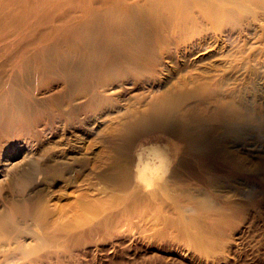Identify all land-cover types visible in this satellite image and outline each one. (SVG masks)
Returning a JSON list of instances; mask_svg holds the SVG:
<instances>
[{"label":"bare ground","instance_id":"1","mask_svg":"<svg viewBox=\"0 0 264 264\" xmlns=\"http://www.w3.org/2000/svg\"><path fill=\"white\" fill-rule=\"evenodd\" d=\"M262 91L264 0H0V143L15 130L24 138L0 144L11 194L0 211L6 258L26 263L44 246L68 251L125 216L128 229L189 236L190 264H264L244 250L262 218L244 216L260 205L264 158L249 171L235 151L264 138ZM93 131L107 149L92 159L96 142L58 138ZM154 132L178 146L172 157L136 150ZM73 147L83 150L77 159L68 157ZM90 160L103 188L85 178ZM77 180L76 218L49 220L34 188ZM237 181L254 184L247 201L229 204L222 189L241 193ZM29 219L41 233L26 250Z\"/></svg>","mask_w":264,"mask_h":264},{"label":"rangeland","instance_id":"2","mask_svg":"<svg viewBox=\"0 0 264 264\" xmlns=\"http://www.w3.org/2000/svg\"><path fill=\"white\" fill-rule=\"evenodd\" d=\"M202 67H205V65L202 64L199 68ZM262 96H264V91H262ZM260 101L264 104V97L261 98ZM109 118L110 116H107V119ZM106 125H109L108 121L101 127ZM90 126H92V124ZM93 126L97 127L98 123ZM263 134L264 132L262 135ZM66 136L68 137L66 139H68V141L75 146H82L87 145L89 142H96V144L91 145L88 150L87 148L85 149V151L87 150L86 156H88L89 159H92L93 153H97L100 148L107 149V146L100 141L101 139L97 138V135L94 133V131L88 136L81 135L80 137L83 139H75L74 136L69 134L58 136V138L61 139V137H63L65 139ZM58 138L54 139L58 140ZM22 139L24 138L22 136H18V132L15 130L12 131L9 136L5 137L0 144L3 145L5 142ZM249 142L252 145L239 147L241 149L237 148L235 151L237 156L245 162L244 169L251 171L252 168L259 167L260 160L264 158V138H259L255 143L254 140H249ZM136 145V150H139L142 147L145 149L157 147L166 153V149H169L170 156L175 152V150H178V146H176V144H174L169 137L158 132L147 134V136L142 137ZM81 152H83L81 148L73 147V150H69L68 157L71 159H77L81 156ZM8 153L11 152L8 150L6 155H8ZM4 157H6L5 154L0 156V160ZM9 158L12 163H21L23 160L19 155H11ZM24 162L25 160L22 163ZM2 164L3 162L1 161L0 211L2 209L8 208L9 199L11 198L8 188V179H5L1 176ZM91 164L92 163L90 160V167L85 170V178H87L88 182L95 187L103 188L104 184L96 183L97 180L95 178L94 171H92L93 169ZM76 168H78V166H76ZM157 169L159 173L165 171L164 167H158ZM10 173L11 172L8 173V177ZM260 179L261 181H258L257 184L259 187H263L264 169L263 171H260ZM237 182L243 183V186H245L244 188L240 189L241 193L237 190H228L227 188L222 189V191H224L223 193L228 199L229 204L239 203L245 200L247 201L248 199L243 197V194L247 193L248 188L246 186H249V184H254L253 181ZM223 185L228 187L230 186V183ZM81 186L82 183L78 180L73 182H63L57 186H50L48 183H40L37 184V188H34V190L36 191L37 189H40L41 194L48 200L50 213L47 215V218L49 220H56V224H60L62 221L72 218L74 219V217L76 218V214L80 212V210H77L76 208L77 203L76 205L74 203V196H76L78 193L77 189L81 188ZM92 195H94L92 198L98 196L97 194ZM256 200L260 202V205L257 208H249L248 210H245L244 217L250 218L251 216H261L262 218H260L261 220H257V224H253V227L250 228V230L245 234L244 250L249 251L253 249L254 252H258L262 257V260H264V192L256 197ZM91 202L93 203V201ZM167 207L169 208L166 209V214H172L169 210L173 208V205H169ZM25 225L27 233L22 238V242L25 244L24 248L26 250H30L36 246V237L39 236L41 232L39 231V228H36L33 219L27 220ZM133 229H135V231ZM133 229H128L126 217L123 216L121 222H119L115 227L110 229L103 228L101 230H96L94 233L89 235V237H84L83 243L72 247L68 251L59 252L61 247L58 246L54 248L44 246L42 248H37L38 251L35 253L28 254L30 259L26 260V263L22 262L21 264H190L188 261L184 260L185 255H183L184 252L187 251H189L190 255H194V250L192 247L193 242L189 236L183 233L176 234L173 231L170 232L166 230L165 234L159 238L151 233H142L136 228ZM233 236L234 233L232 236H230L231 241L234 238ZM189 246H191V249L186 251L187 247ZM8 248L11 249V247H7L5 245L0 247V264H19L16 263V259L6 258L10 252ZM15 254L20 255L18 253ZM216 264L222 263L218 262Z\"/></svg>","mask_w":264,"mask_h":264}]
</instances>
